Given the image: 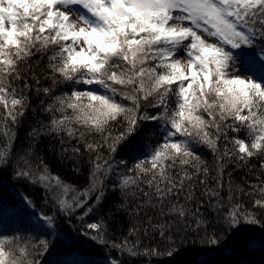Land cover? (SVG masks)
Listing matches in <instances>:
<instances>
[{
  "label": "snow or ice",
  "instance_id": "snow-or-ice-1",
  "mask_svg": "<svg viewBox=\"0 0 264 264\" xmlns=\"http://www.w3.org/2000/svg\"><path fill=\"white\" fill-rule=\"evenodd\" d=\"M30 113L17 148L15 129ZM45 139L74 174L84 165L82 190L53 173L40 151ZM204 149L221 177L228 161H255L256 183L229 184L225 198L221 179L210 186ZM5 173L42 192L48 211L20 196L46 237L31 243L0 222V264H42L48 237L60 241L58 217L75 216L88 242L132 257L160 255L140 240L152 232L169 248L189 236L227 254L237 243L264 244L250 235L252 226L264 231V0H0ZM109 195L123 211L131 200L141 218L119 243L96 218Z\"/></svg>",
  "mask_w": 264,
  "mask_h": 264
},
{
  "label": "trees",
  "instance_id": "trees-1",
  "mask_svg": "<svg viewBox=\"0 0 264 264\" xmlns=\"http://www.w3.org/2000/svg\"><path fill=\"white\" fill-rule=\"evenodd\" d=\"M42 67V64H41ZM30 100L35 107L38 103L34 94H29ZM40 99H43L41 96ZM34 124V114H28L22 120L21 124L15 129L18 139L16 140V147L21 148L27 141V133ZM55 142L42 140L40 143V151L42 155H45V159L50 164L53 173L61 175L66 183L71 184L77 191L82 190L84 185V165L81 164L80 175L74 174L72 171V165L69 162H61L56 155ZM199 155L204 162L203 166H206L209 170L210 186H215V181L211 177L216 176L221 179L224 184V190L221 195L227 198L229 184L233 191H238L241 188H245L247 183H256L255 176L259 175L258 164L255 172L253 171L251 162L248 166L242 167L235 161H228L224 164V172L221 177L219 174L220 163L217 161L216 155L210 150L204 149ZM0 185L3 188V195L0 197V222H2L4 229L7 232L19 231L26 239L31 238V243H35L36 237L45 238L46 233L42 228L36 227V221L34 217H31V210L25 209L24 204L20 201V196L30 195L31 199L37 204V212H47L46 206H43L41 200L42 192L37 191L35 188L29 186L25 187L23 184L11 181V177L8 173H5L3 177H0ZM71 193H69V197ZM245 203V207H248L247 197H241ZM121 200L118 197L109 195L104 207L96 214V218H103L107 222L108 238L115 239L117 243L124 238L127 233L126 229L133 224L141 226V218L136 217L132 213V208L135 204L129 200L127 211H123L119 208ZM204 211V209H201ZM259 216V213H257ZM264 224V221H262ZM146 226V225H145ZM253 230L250 235L257 239V241L264 240V231L261 230L260 225L252 226ZM79 230V231H78ZM83 230V224L79 219L73 216L71 219L57 218L56 232L60 235V241H56V237H48L50 239V250L39 257L42 260V264H66V261L83 257L91 264H109V261L114 256H119L124 264H264V244L256 243L251 246H245L243 243H237L234 245L236 251L230 254L225 253L223 250L216 251L210 250L211 246L200 243V237L189 236L188 239L178 240V242L171 248L161 241L160 237L152 232L148 236H141L140 240L143 247L156 248L160 255L152 257L136 256L132 257L125 253L113 252L110 247H99L87 241L86 238L80 236V232ZM143 248L141 249V251ZM33 252L36 249H32ZM171 251L174 254L169 256L168 252Z\"/></svg>",
  "mask_w": 264,
  "mask_h": 264
}]
</instances>
